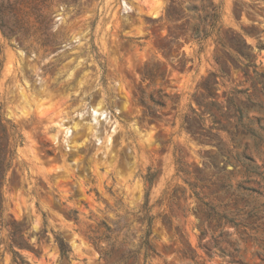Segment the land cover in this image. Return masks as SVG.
Returning a JSON list of instances; mask_svg holds the SVG:
<instances>
[{
    "label": "rangeland",
    "instance_id": "1",
    "mask_svg": "<svg viewBox=\"0 0 264 264\" xmlns=\"http://www.w3.org/2000/svg\"><path fill=\"white\" fill-rule=\"evenodd\" d=\"M0 113V264H264V0H0Z\"/></svg>",
    "mask_w": 264,
    "mask_h": 264
},
{
    "label": "trees",
    "instance_id": "2",
    "mask_svg": "<svg viewBox=\"0 0 264 264\" xmlns=\"http://www.w3.org/2000/svg\"><path fill=\"white\" fill-rule=\"evenodd\" d=\"M17 142L18 133L15 126L9 120H5L0 113V212L3 207L2 190L8 170L11 167L13 157L16 153L15 146ZM57 241L62 255L68 256L71 251L69 243L63 237H58ZM13 255L14 261H16L18 257H21L16 250H13Z\"/></svg>",
    "mask_w": 264,
    "mask_h": 264
},
{
    "label": "bare ground",
    "instance_id": "3",
    "mask_svg": "<svg viewBox=\"0 0 264 264\" xmlns=\"http://www.w3.org/2000/svg\"><path fill=\"white\" fill-rule=\"evenodd\" d=\"M124 6L128 10L131 9V6L126 1H124ZM94 112H95L96 115H99V114L103 115L106 112V110H105V108H103L102 105L99 104V105H97L94 108ZM112 127H113V132H114L115 131V126L113 125Z\"/></svg>",
    "mask_w": 264,
    "mask_h": 264
}]
</instances>
